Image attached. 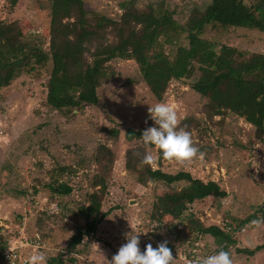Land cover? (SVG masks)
<instances>
[{"label":"rangeland","instance_id":"obj_1","mask_svg":"<svg viewBox=\"0 0 264 264\" xmlns=\"http://www.w3.org/2000/svg\"><path fill=\"white\" fill-rule=\"evenodd\" d=\"M51 0H0V20L18 21L25 38L38 42L48 52ZM247 5L250 0H244ZM125 0H84V7L114 21L122 15ZM209 0H137V8L148 5L174 12V20L183 25L191 11L203 10ZM214 45H228L247 53L264 55V33L244 28L208 26L202 36ZM112 40V37H109ZM177 45L187 46L185 33L171 44L159 39L156 50L172 57ZM113 70L98 89V103L81 110L57 112L46 105L45 84L50 67L16 78L0 90V247L20 238L41 237L46 258L63 254L65 264H108L125 234L139 236L140 249L167 240L172 247V264H184V256L200 258L223 247L233 264H264V249L253 256L237 253L264 243V139L255 138L254 129L242 118L226 112L211 119L206 114V99L193 92L190 80L171 81L160 103L172 105L178 121L189 120L192 140L203 152L191 161L159 159L155 148L152 169L174 174L190 173L204 182L214 181L226 192L223 199L208 196L188 206L183 217L168 228L171 219L159 223L150 220L155 197L168 192L158 182L140 186L135 175L126 171L125 153L142 146L127 142V129L143 131L153 126L148 107L158 103L142 82L132 60H112ZM178 123V125H179ZM119 130L109 138L106 130ZM100 145L112 153L95 158ZM95 175L107 182L102 200L104 214L95 232L84 237L75 253L66 247L76 229L85 221L78 210L88 204ZM64 184L71 193L59 196L47 185ZM192 214L204 226L228 228L232 243L209 235L191 233L188 216ZM254 221H259L258 224ZM32 251L22 250L28 257ZM70 259H73L71 262ZM0 264H5L0 258Z\"/></svg>","mask_w":264,"mask_h":264},{"label":"trees","instance_id":"obj_2","mask_svg":"<svg viewBox=\"0 0 264 264\" xmlns=\"http://www.w3.org/2000/svg\"><path fill=\"white\" fill-rule=\"evenodd\" d=\"M18 0H10L14 6ZM137 0H125L120 6L122 15L114 21L84 7V0H51L48 30V52L34 41L25 38L18 21L0 20V90L7 88L22 74L30 75L49 65L45 84L46 105L54 111L81 110L98 103V89L111 75L112 60H132L136 63L142 82L157 102H161L171 81L190 80V89L206 99V114L211 119L230 112L242 118L254 129L255 138L264 139V55L247 53L228 45H214L204 39L208 26L244 28L264 33V0H209L201 10H193L183 25L174 20V12L159 6L137 8ZM185 33L187 46L177 45L172 57L156 50L159 39L171 44L179 33ZM112 40H109V37ZM189 120L178 127L189 129ZM142 131L127 129V142L139 141L142 146L125 153L126 171L135 175L140 186L158 182L168 192L155 197L150 220L159 223L171 219L168 228L181 219L188 206L208 196L223 199L226 192L214 181H202L190 173H165L142 163L147 149L140 138ZM109 138H117L119 130H106ZM158 153V151H157ZM112 153L100 145L95 158ZM159 159L163 157L158 153ZM86 206L78 211L84 219L83 228L76 229L67 244L66 252L75 253L84 237L93 234L103 219L101 205L107 193L104 177L95 175ZM59 196L71 193L64 184L47 185ZM191 233L209 235L216 240L232 243L231 234L224 228L204 226L190 214L187 218ZM172 252V247L169 246ZM264 249V243L254 249H238L237 253L253 256ZM188 259L197 260L193 255ZM63 254L47 258V264H65ZM72 262L73 259H70Z\"/></svg>","mask_w":264,"mask_h":264},{"label":"clouds","instance_id":"obj_3","mask_svg":"<svg viewBox=\"0 0 264 264\" xmlns=\"http://www.w3.org/2000/svg\"><path fill=\"white\" fill-rule=\"evenodd\" d=\"M148 113L153 126L141 132L140 138L145 146L154 147L165 159L191 161L193 158L203 157V152L195 146L191 133L183 127H178V114L172 105L158 102L148 107ZM153 160V153L146 151L142 163L151 165ZM254 223L258 224L259 221ZM139 244L137 234L132 231L126 233L125 242L112 255L108 264H172L174 258L167 246V240L157 242L155 247L147 243L143 251ZM25 264H47V258L39 250H34L27 257ZM195 264H233V260L229 252L220 247L211 254L198 258Z\"/></svg>","mask_w":264,"mask_h":264},{"label":"built area","instance_id":"obj_4","mask_svg":"<svg viewBox=\"0 0 264 264\" xmlns=\"http://www.w3.org/2000/svg\"><path fill=\"white\" fill-rule=\"evenodd\" d=\"M228 230V228H227ZM31 251L43 248L42 240L39 235L32 238H20L16 242L8 241L6 246L0 247V258L5 264H25L26 256L22 255L23 249ZM184 264H195V260L183 257Z\"/></svg>","mask_w":264,"mask_h":264}]
</instances>
